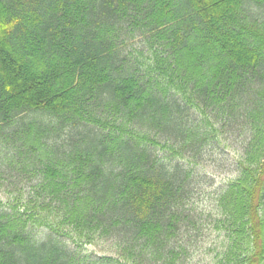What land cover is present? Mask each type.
<instances>
[{"label":"trees","instance_id":"trees-1","mask_svg":"<svg viewBox=\"0 0 264 264\" xmlns=\"http://www.w3.org/2000/svg\"><path fill=\"white\" fill-rule=\"evenodd\" d=\"M0 190V264H264V0H0Z\"/></svg>","mask_w":264,"mask_h":264},{"label":"rangeland","instance_id":"rangeland-1","mask_svg":"<svg viewBox=\"0 0 264 264\" xmlns=\"http://www.w3.org/2000/svg\"><path fill=\"white\" fill-rule=\"evenodd\" d=\"M220 142L221 144L214 143L206 150L205 158L197 167L198 179L203 181L196 188V198L200 200L201 209H211L213 196L235 180L239 174L237 169V159L241 151L239 139L236 136H223ZM8 199V194L0 190V202L7 204ZM222 240L223 237L218 232L207 231L196 253L187 264H215V257L210 247L220 245ZM106 247L103 244H95L85 246L84 249L87 253L100 255L105 252Z\"/></svg>","mask_w":264,"mask_h":264}]
</instances>
